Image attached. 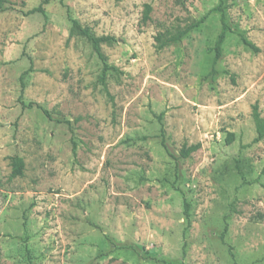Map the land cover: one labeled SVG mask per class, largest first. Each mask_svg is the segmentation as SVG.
Here are the masks:
<instances>
[{
	"label": "rangeland",
	"instance_id": "1",
	"mask_svg": "<svg viewBox=\"0 0 264 264\" xmlns=\"http://www.w3.org/2000/svg\"><path fill=\"white\" fill-rule=\"evenodd\" d=\"M42 1L0 9V264H264L250 115L257 102L264 118V0H53L27 14ZM219 5L231 31L209 76ZM72 19L112 38L107 91L90 44L68 39ZM15 156L23 175L10 178Z\"/></svg>",
	"mask_w": 264,
	"mask_h": 264
},
{
	"label": "trees",
	"instance_id": "2",
	"mask_svg": "<svg viewBox=\"0 0 264 264\" xmlns=\"http://www.w3.org/2000/svg\"><path fill=\"white\" fill-rule=\"evenodd\" d=\"M51 1H53V0H43L39 6L30 9L27 12V14L29 15V14L39 13L45 17L44 6L47 5ZM59 1L62 3V0H59ZM5 3H7V0H0V9H4ZM151 11H152L151 5L150 4H144L143 11H142V17H141V23L142 24H145L148 21H150ZM211 12H218L220 14L221 29H220V32L215 39V42H214L212 48L210 49V51L213 53V60H212V67H211V70L209 72V76H212L215 74L214 65L221 58L222 46L224 44L226 35L228 32L231 31V29H230V27L226 21V18H225L224 14L220 8V5L213 8L212 10H210V13ZM208 14L202 16L200 19H198L196 21H193V22L187 24L184 28L178 30L175 34H170L168 36H165L161 33L157 34L154 37V43H155L154 48H155V50L161 51L168 46L179 43L185 36H187V34L192 32L193 30L199 28L206 21ZM236 34L238 35L239 40L244 47H246L247 49L251 50L254 53L258 52V48L252 42H250L248 39H246V37L244 36V34L242 32H237ZM72 37H81V38L85 39L90 44L92 51L96 54L97 58L102 63L101 74H100L99 80L101 82V85L103 86V89L105 91H107L106 83H105L106 75L109 71L116 72L117 70L114 67L107 64L106 58H105V56L101 50V45L109 43L112 40V38H110L109 36L97 37V36L93 35L90 28L82 26L75 19L71 20L70 29L68 32V39H70ZM31 70H32V67L29 66L28 70H26L25 73H28ZM32 106H34V104L29 103L26 107L31 108ZM36 107L39 108L47 118L51 119V117L49 116V114L46 110H44L40 106H36ZM250 115H251L252 123L254 126V132H255V136L252 140V143H258V142L264 140V118H262L260 116L259 106H258L257 102H255L251 106V114ZM56 122L62 123V121H60V120H56ZM160 133L162 136L164 135V130H163L162 125L160 127ZM233 137H234L233 134H227L226 143L230 144L233 141ZM162 144H163V142H162ZM198 149H199V144L191 145L189 147H186L184 145L180 149V155L179 156L181 158H187L190 156L191 153L197 151ZM9 160H10V167H11L10 178L21 177L23 175V170H24L23 160L17 156L10 157ZM261 172L264 173V167L261 170ZM188 210H189V205L187 202L184 201V214H185V220L187 223V228L190 226V216H189ZM184 247H186V244L184 245Z\"/></svg>",
	"mask_w": 264,
	"mask_h": 264
}]
</instances>
